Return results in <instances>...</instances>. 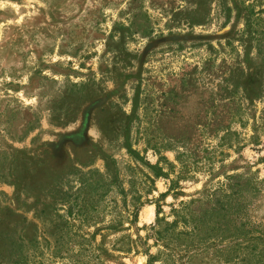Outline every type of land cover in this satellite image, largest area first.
Returning <instances> with one entry per match:
<instances>
[{"label": "rangeland", "instance_id": "obj_1", "mask_svg": "<svg viewBox=\"0 0 264 264\" xmlns=\"http://www.w3.org/2000/svg\"><path fill=\"white\" fill-rule=\"evenodd\" d=\"M183 204L264 240V0H0V264H146L97 245Z\"/></svg>", "mask_w": 264, "mask_h": 264}, {"label": "trees", "instance_id": "obj_2", "mask_svg": "<svg viewBox=\"0 0 264 264\" xmlns=\"http://www.w3.org/2000/svg\"><path fill=\"white\" fill-rule=\"evenodd\" d=\"M152 169L153 175L156 178L165 176L158 168V165L154 166ZM86 184L88 183L83 182L81 187ZM182 206L183 209L181 211L174 210V212H172L174 217L172 222H166L164 219L159 218L160 208L157 206L155 224L148 228L150 234H147L144 239L138 237L137 240H133L132 237L127 234L114 241L111 244V249H103L104 242L102 241L101 244L97 245L96 250L108 255L109 260L115 259L111 252H121L123 254L134 252L144 255L146 257V264H205V258L208 256L207 253L212 249L216 254H219L221 264H250V261L253 259L256 260L258 264H264V240L261 235L257 236L251 229H245L246 223H241L240 227L243 228L241 230L239 228V230L240 236L244 237L248 235L247 238L243 239V237L237 238L235 236L223 237L215 235V237H219L218 243L214 241L210 242L207 235L201 232V226H199L198 223H205V213L210 214L217 209H206L196 214V212H192L189 208H186L187 205L183 204ZM186 210L188 212H185ZM138 211L139 209L136 208L133 212L132 219L129 221L130 225L136 223ZM213 214L218 216L217 211ZM70 215L71 213L69 212V216ZM80 215H82L81 211H78V216ZM58 219V216L52 219L53 222H56L55 226H53L54 228L57 226ZM190 222L193 223V228L190 231L187 229L178 230L180 224L187 226ZM64 224H67L66 227L70 228L67 222ZM218 224V221L214 222L211 227L212 232L219 229L217 227ZM103 229L113 231L116 229V226H109ZM103 229H96V232L91 235V238L95 239L96 233L103 231ZM101 236L104 238L105 234ZM150 240L153 242L152 246L148 244ZM88 245H91V241H88ZM22 247V244H18L16 251L21 252ZM151 247H157L155 254L149 252ZM95 263L104 264V260L97 257ZM13 264H27V257L18 256L17 259L13 261Z\"/></svg>", "mask_w": 264, "mask_h": 264}]
</instances>
